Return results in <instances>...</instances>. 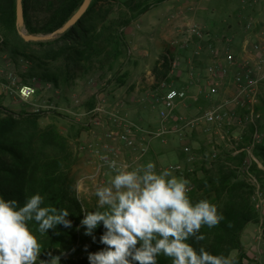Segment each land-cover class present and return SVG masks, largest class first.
<instances>
[{
  "label": "rangeland",
  "instance_id": "rangeland-1",
  "mask_svg": "<svg viewBox=\"0 0 264 264\" xmlns=\"http://www.w3.org/2000/svg\"><path fill=\"white\" fill-rule=\"evenodd\" d=\"M127 1L131 0L104 1L106 5L104 9L111 11V18H117L122 13L129 14V10L124 6ZM148 2L152 5L149 11L124 30L128 47L121 60L116 62L112 58H107L102 64L98 63L92 71L86 72L74 66L68 69L66 60L51 62L44 58V49H58L64 44L60 40L61 36L44 41L49 42L45 48L34 46L29 50V54L35 56L32 60L13 55L9 48L4 46V34L0 32V106L18 113L38 112L41 114L42 127L54 125L67 137L70 149L76 158L70 170L73 192L76 195L75 186L82 181L83 190L80 193V200L88 211L97 207L98 198L94 195L96 187L107 185L110 178L108 173L105 176L92 177L97 161L88 150V146L106 140L111 127L108 116L91 121L90 113L98 97L104 101L107 110H112L119 104L136 122L154 128L158 123V104L155 99L162 91L158 84L148 81L147 71H152L158 82H166L168 86L176 88L194 89L191 96H195L196 99H188L179 107V113L189 119L200 115L210 104L205 97L206 85L203 81L191 80L190 72L191 68L203 72L210 63L208 60L209 58L211 60V57L205 53L202 61L196 62L198 41L190 38L189 30L192 26L201 27L210 35L215 46L216 41L212 39L211 29L216 26L224 31L230 25L237 24L238 16L247 11L249 1L149 0ZM52 4L38 3L35 0L30 2L29 10L35 27L42 26L51 18L56 6ZM160 21L163 27L164 24H170L173 35L164 37L165 30L158 29V26L151 30L150 27ZM150 33H153V36L150 37ZM231 38L233 39L224 38L222 48L215 47L221 51H225L227 47L233 52L239 51L245 40L244 36V39H239L237 43L235 36L232 35ZM169 53L179 60V70L176 72L171 71L168 63L160 64ZM68 70L75 71L71 77L66 75ZM48 73L57 76L58 86L45 78ZM67 78L68 81L65 82ZM24 85H31L37 89L34 98L25 101L18 96V89ZM232 87V85L228 87L229 92ZM257 110L261 113L263 123V141L257 146L258 148L264 143V82L260 87ZM250 136L251 133L247 131L241 143L226 145L211 142L202 131L188 133L185 142L191 143L194 155V159L188 162L187 157L182 153L181 141L171 135L166 139V143L154 142L150 154L142 161L141 166L153 162L156 172L160 173L170 164H181L183 172L173 175L178 178L183 177L190 182L188 195L192 200L207 197L205 190H210L211 186H205L207 183L204 181L217 178L223 169L229 172L236 170L237 167L239 169L237 178L231 181H244L249 186L251 203L259 217L258 222L249 223L246 228L256 230L254 240L259 245L260 254H248L243 243L247 254L244 264H264V202L257 198L254 180L243 170L248 155L245 152L235 154L237 150L246 148L250 144ZM257 148L254 155L258 158ZM214 151L217 153V158L215 161H210L209 155L215 153ZM242 157L243 161L240 162L239 159ZM258 160L260 163L258 168L261 172L259 175L253 171L252 173L264 191V161L259 158ZM90 249L86 244L78 243L73 250L59 255L61 264H70L88 258ZM231 256L233 259L236 258L238 252L234 251ZM47 259L48 257L40 256V260Z\"/></svg>",
  "mask_w": 264,
  "mask_h": 264
},
{
  "label": "trees",
  "instance_id": "trees-1",
  "mask_svg": "<svg viewBox=\"0 0 264 264\" xmlns=\"http://www.w3.org/2000/svg\"><path fill=\"white\" fill-rule=\"evenodd\" d=\"M32 0H24L25 24L29 33H52L61 28L81 7L84 0H35L38 3L54 4L51 18L40 27H35L30 15L29 5ZM104 1L93 0L89 9L78 23L60 37L64 42L58 49L43 50L44 58L51 62L66 60L68 69L71 66L87 71L107 58L119 62L126 53L128 42L124 30L136 19L149 11L152 5L149 0H131L124 6L129 14L122 13L111 18V11L104 9ZM0 32L4 35V46L13 55L35 59L29 54L34 46L47 47L49 42H26L19 34L17 27L16 0H0ZM103 59V60H102ZM50 71V70H49ZM75 72V71H74ZM74 72L66 71L72 76ZM45 78L58 86L59 81L54 73ZM68 81V78L65 82ZM259 110V109H258ZM260 111V110H259ZM41 114L31 112H14L0 106V198L16 200L23 206L27 198L39 194L43 198L41 207L66 209L72 222L70 228L58 225L48 233L41 235L35 221L28 222V227L37 236L41 244V257H48L51 252L59 256L73 250L78 243L89 246L90 252L102 250L100 243L104 233L101 224L95 231V241L86 236V229L81 227L84 215L81 203L73 192L70 170L76 158L70 149L69 140L54 125L42 127ZM264 129V125H263ZM259 159L264 161V143L256 150ZM243 161V157L239 159ZM219 173L217 178L204 181L207 197L192 200L193 204L200 200H208L215 204L224 219L214 228L206 225L200 230L205 236L196 243L191 238L187 241L197 250L202 246L210 254L229 256L234 251L238 256L234 264H244L247 254L242 242L243 233L249 223L258 222V214L251 203V191L244 181H231L237 178L239 169ZM251 170L259 175L258 164L253 163ZM214 196V197H213ZM97 207L89 211H95ZM59 233V234H57ZM70 264H89L88 258L79 259ZM157 264H171V260L163 255L157 258Z\"/></svg>",
  "mask_w": 264,
  "mask_h": 264
},
{
  "label": "clouds",
  "instance_id": "clouds-1",
  "mask_svg": "<svg viewBox=\"0 0 264 264\" xmlns=\"http://www.w3.org/2000/svg\"><path fill=\"white\" fill-rule=\"evenodd\" d=\"M99 158L115 174L108 173L107 185L96 187L95 211H88L80 200L83 182L75 186L84 234L95 241L94 231L101 224L105 230L100 237L105 247L88 254L89 264H157L160 255L171 264H234L231 254L213 255L187 242L190 238L203 241L201 228H214L224 219L208 200L193 204L187 179L167 169L157 173L153 162L128 170L106 156ZM42 204L39 194L27 198L22 207L16 200L0 198V264H61V256L51 252L47 260H40L41 244L28 222L35 221L43 235L58 225L70 228V213Z\"/></svg>",
  "mask_w": 264,
  "mask_h": 264
},
{
  "label": "built area",
  "instance_id": "built-area-1",
  "mask_svg": "<svg viewBox=\"0 0 264 264\" xmlns=\"http://www.w3.org/2000/svg\"><path fill=\"white\" fill-rule=\"evenodd\" d=\"M258 0H250L247 7L253 9ZM249 34L242 43L239 52L217 49L211 37L199 26H192L189 30L190 38L198 42L195 60L202 61L206 53L211 57L210 63L203 72L191 68V80L203 81L206 85L205 97L209 107L194 118H187L179 113V107L191 96V88L172 87L166 82H158L152 71L147 74L148 81L159 85L161 94L155 99L158 104V123L154 128L141 125L130 117L119 104L112 110H107L100 97L91 111V121L108 116L111 127L106 140L90 144L88 150L96 159L95 173L92 177L105 176L112 173L107 162L99 156L107 157L108 161L115 160L118 165H127L128 170L141 166L142 161L150 154L155 141L166 143L168 136H176L182 143V153L190 162L194 159L191 143L185 142L188 133L203 132L211 142L226 145H238L244 140L245 133H251L250 144L239 149L235 154L245 152L244 172L254 180L257 198L264 202V191L254 178L252 163L260 165L254 151L262 144V116L257 110L260 87L264 82V36L252 38L256 27L254 21H249L244 26ZM168 63L171 71L179 70V60L175 55L166 54V59L160 64ZM233 86L230 92L229 86ZM37 94V89L31 85H24L18 89V96L22 100H30ZM215 152V151H214ZM99 153V155H97ZM217 153L209 155L210 161H215ZM172 173H182L181 164H170L165 167ZM164 169V170H165Z\"/></svg>",
  "mask_w": 264,
  "mask_h": 264
},
{
  "label": "crops",
  "instance_id": "crops-1",
  "mask_svg": "<svg viewBox=\"0 0 264 264\" xmlns=\"http://www.w3.org/2000/svg\"><path fill=\"white\" fill-rule=\"evenodd\" d=\"M248 1H250V0H248ZM249 21H254L255 27H256V29L254 31V33L256 35H254L252 38L255 39L257 37L264 36V0H258V2L255 4L253 9L248 8L245 13L240 14L238 16L237 24L230 25L227 30L223 31L222 29L214 26L215 28H212L211 32L213 35L212 39H214V41H216V43L214 42L215 46H217L219 49L222 48L223 43H224V41H223L224 38L233 39V38H231L232 35L236 37L235 43H237L239 39L243 38V36H244V38H246L249 34L245 31L244 26ZM157 26H158V29H164L165 30L164 37H169L170 35H173V32H171V28H170L169 23L164 24V27H163L162 21L156 22L150 28H151V30H154V29H156ZM239 34H241L243 36H238ZM151 36H153V33H150V37ZM240 49H239V51H240ZM239 51H237V52H239ZM208 61H210V58ZM148 73H149V71H147V74ZM139 87L142 88L144 86H139ZM139 87H138V89H140ZM193 91H194V89H192V92ZM255 233H256V230L252 231V230H249L246 228V230L243 234V243L246 247L248 254H251V255L260 254L259 245L254 240V237L256 235Z\"/></svg>",
  "mask_w": 264,
  "mask_h": 264
},
{
  "label": "water",
  "instance_id": "water-1",
  "mask_svg": "<svg viewBox=\"0 0 264 264\" xmlns=\"http://www.w3.org/2000/svg\"><path fill=\"white\" fill-rule=\"evenodd\" d=\"M23 1L24 0H16L17 27L20 36L26 42H44L52 40L58 36H62L72 27H74L87 12L93 0H84L83 4L77 10V12L61 28L47 35H37L28 33L25 24V11Z\"/></svg>",
  "mask_w": 264,
  "mask_h": 264
}]
</instances>
